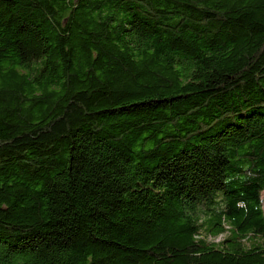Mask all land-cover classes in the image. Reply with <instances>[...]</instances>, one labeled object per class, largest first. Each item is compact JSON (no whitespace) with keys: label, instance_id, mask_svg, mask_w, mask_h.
Segmentation results:
<instances>
[{"label":"trees","instance_id":"obj_1","mask_svg":"<svg viewBox=\"0 0 264 264\" xmlns=\"http://www.w3.org/2000/svg\"><path fill=\"white\" fill-rule=\"evenodd\" d=\"M263 193L264 0H0V264H264Z\"/></svg>","mask_w":264,"mask_h":264},{"label":"rangeland","instance_id":"obj_2","mask_svg":"<svg viewBox=\"0 0 264 264\" xmlns=\"http://www.w3.org/2000/svg\"><path fill=\"white\" fill-rule=\"evenodd\" d=\"M262 201H263V210H264V193H263V196H262ZM220 240H221V237H218L214 241L217 242V241H220Z\"/></svg>","mask_w":264,"mask_h":264}]
</instances>
